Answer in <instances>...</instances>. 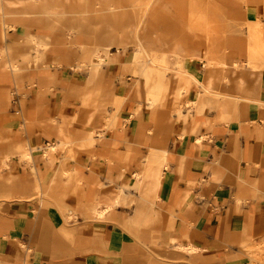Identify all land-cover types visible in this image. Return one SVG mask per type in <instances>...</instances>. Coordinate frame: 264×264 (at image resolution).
<instances>
[{"label":"crops","instance_id":"obj_1","mask_svg":"<svg viewBox=\"0 0 264 264\" xmlns=\"http://www.w3.org/2000/svg\"><path fill=\"white\" fill-rule=\"evenodd\" d=\"M91 1L97 47L109 37L119 44L120 35H142L150 53L165 57L170 90L185 87L176 102L184 107L174 106L169 92L148 106L152 81L139 72L153 63L146 55L131 63L136 48L127 38V50L114 44L116 61L94 77L75 70L87 43L88 0H0V264H169L167 256L189 264L190 254L171 248V237L195 245V264H259L264 0H208L222 8L214 19L223 24L198 30L224 35L223 54L213 58L223 63L208 68L219 51L214 41L192 36L165 51V38L151 36L180 32L165 0L161 20L143 15L146 0ZM177 49L193 78L173 76ZM207 82L213 87L205 95ZM118 96L126 99L119 110ZM201 98L210 104L199 113ZM177 107L186 118L176 121ZM115 114L118 124L107 127ZM152 152H166L159 186L144 181L139 188ZM107 205L104 218L95 213Z\"/></svg>","mask_w":264,"mask_h":264},{"label":"bare ground","instance_id":"obj_2","mask_svg":"<svg viewBox=\"0 0 264 264\" xmlns=\"http://www.w3.org/2000/svg\"><path fill=\"white\" fill-rule=\"evenodd\" d=\"M160 1L162 0H146V5H144L143 10L145 16H149L151 17V19L155 18L158 16V14H160V20L161 19H165V17L161 14V10L159 9L160 7ZM91 0H88V3H90ZM190 2V3H188ZM176 3V5L174 4ZM165 4L169 5V6H173V10H177V7H184L187 8L190 12L192 9V5H191V1H187V0H165ZM182 5V6H179ZM212 5V6H210ZM218 3H213L210 4L209 3V8L210 10H222L221 7L218 6ZM90 7V4H89ZM142 7V6H141ZM91 8V7H90ZM209 10V9H208ZM207 10V11H208ZM218 10V11H219ZM208 14H207V18H208ZM207 18L205 15H200L197 17V19H195V23L196 25H198L199 27H205V26H209V22L207 21ZM168 19V18H166ZM140 24H142V21H140ZM90 30H88V34H87V44L86 45H90L92 44V39L95 40V46L94 48H87L89 46H86L85 44H82V58L79 60V65H76L75 67L79 66H87L88 67V71L90 76L94 77L96 75V73H98L100 71V69L102 68V66L104 65H108L111 63H114L116 61L115 58H113V53H112V48L113 45L115 44V42L111 39V37H109L108 41L106 44L103 45V47L96 45V35H92L91 33H89ZM76 40H79V36H75L73 37L72 41L75 42ZM120 45H118V47H127V44L125 43L126 41H124V39H126V35H120ZM209 39V37H208ZM135 44H136V50L134 55L132 56V60L131 63L136 64L139 62V60H141V58H143L144 55L148 56L151 60H152V65L151 66H147V67H141L140 68V72L143 76L146 77V79L148 81H152L151 83V88L148 94V98L147 100L149 101V107L152 108L154 105L159 104L160 102H162L165 99L164 94H167L169 92V94H171V97H168V100L175 105H177L176 102H178L182 95H183V89L185 87L181 86L179 88H172L170 90V84L169 82H167L166 78H165V74L166 71L170 69V67L168 66V63L165 60V57L163 55H159L156 51L153 52H149L143 42V38L142 35L135 33ZM47 43L42 41L39 43V46H46ZM86 46V47H85ZM209 52H207V56H208ZM175 55H176V66H175V70L173 73V76L176 79H181L184 80L186 78H193L192 75H190L187 71H185L184 67H183V54L181 51H179V49L175 50ZM206 56V57H207ZM190 57H193V55H191ZM97 60V61H96ZM203 88L205 90V95L211 94V89H212V83L211 82H207V83H203ZM187 89V87H186ZM91 98L92 96L89 94L87 95L86 99L83 101V105L84 106H88L91 102ZM170 98V99H169ZM126 99L122 96H118L115 98L114 103L118 106L117 109L119 110L120 106H122L125 103ZM210 104V100L209 99H205V98H201L199 99V101H197V99H195V106H197V109H195L197 112L200 113V111L202 109H205L206 107H208V105ZM199 106V107H198ZM148 107V108H149ZM175 113L173 114L176 121L182 119V118H186V115H184L182 113L181 108L177 107L176 109H174ZM93 119H94V113H89L87 118H86V124L87 125H91L93 123ZM130 120L129 117H127L125 119V122H128ZM64 122V121H63ZM119 122V118L117 116V114H115L108 123L107 127H114L115 125H117ZM60 132L62 133V130H60ZM101 136V135H99ZM95 141L93 132L90 131L88 132L87 136H86V143L88 145H92ZM63 146V141H61V145H52L50 148V151L54 152L56 151L58 148H62ZM166 152H162L161 154L159 152H152V156H151V160L148 161L144 172L141 174L142 175V179H138L136 186L137 187H142L144 184V181H148L147 186L151 187L152 190H155L158 188L159 186V180H160V175H161V170L162 167L164 165V157ZM162 161V162H161ZM140 177V175L138 176ZM113 205H107L106 209L104 211H98L97 209H95V213H97L99 216L101 217H105L106 212L108 209L112 208ZM138 215H142V211L138 212ZM173 217H175V214H173ZM170 247L178 250V251H182L185 252L187 254H190L191 259L195 258V252L197 251V248L195 247V245L193 243H190L187 246L182 245L181 243H176V239L174 237L170 238ZM194 256V257H193ZM190 259L189 264H195V261H192ZM163 261H165L163 259ZM167 262V261H165ZM169 263H172L170 261H168ZM188 264V263H187Z\"/></svg>","mask_w":264,"mask_h":264},{"label":"rangeland","instance_id":"obj_3","mask_svg":"<svg viewBox=\"0 0 264 264\" xmlns=\"http://www.w3.org/2000/svg\"><path fill=\"white\" fill-rule=\"evenodd\" d=\"M191 3H192V5L195 3V7H192L191 12H189L187 10H184L183 12H185V13H183L182 11H180L178 9L177 10H170V12L172 13L171 15L175 16L174 25H176V27L180 26L182 28V29L181 28L180 29L177 28L180 32L172 33V34H165V35H151V36H161V37L165 38L164 39V41H165V51L172 50L173 46L178 44V43H186L187 39H189L188 41H190L192 36H195V38L196 37H200V38H205V39L209 37V39H207V41H209V43H213V41H214L213 48L215 47V49H218L219 51L217 53H215V52L212 53L213 54L212 59L207 60L206 68H208L210 66L213 67L217 63L222 64L223 62L221 61V59L219 60L217 58L216 59H213V58L220 57L219 54L220 55L223 54V47H224L223 46V36H224L223 33H219V34L211 33L210 34V33H207L206 31L198 30L199 26L196 25L195 19H197V17L202 15V14L205 15L206 18H207V14H208V16H209L207 18V21L209 22L208 25H218V24L222 25L223 23L219 22L217 19L216 20L214 19V15H215L216 11L210 10L209 1L208 0H195V2L191 1ZM89 4H90L91 8L89 7V11H88L87 26H88V30H90L89 33H91L92 35H96L95 32H94L95 28H96L95 16H94L95 15V2L91 1ZM174 4L176 5V3H174ZM220 20L222 21V19H220ZM104 24H106V22ZM183 26H186L187 28L184 29ZM189 27H191L192 31L195 30V33H192V34L191 33H185L184 31H187ZM109 35H111V34H106V33L104 34V43H106L105 40H106V38L109 37ZM119 35L120 34H118V36ZM101 36L102 35H100V37ZM126 38L129 41L130 45L132 47L135 46V48H136L135 34H128ZM92 42L93 43L90 44V45H86L87 43L85 44L86 46H89L87 48H94L95 40L92 39ZM118 45L119 44H115L114 46L117 47ZM98 46H101V44H99ZM81 50L83 51L82 48H81ZM114 50H116V49H114ZM126 50H127V48H125V51ZM77 65H79V63H77ZM75 70L80 71V72L81 71L82 72H87L88 71V67L87 66H82V67L77 66L75 68ZM92 105L94 106V99H93V104ZM177 105L179 107H182V108L184 107L182 103H177ZM168 250H170V249H168ZM251 253H252V251H251ZM167 258H168L167 260H170V262L173 261L172 263L168 262L169 264H176L175 263L176 260L178 262H180L179 264H185L184 261L187 260L185 257H176L175 258V257L167 256ZM155 260H158L157 257H155ZM253 260L256 263L264 264V252H260V255L253 256ZM159 261H161V260L159 259Z\"/></svg>","mask_w":264,"mask_h":264}]
</instances>
